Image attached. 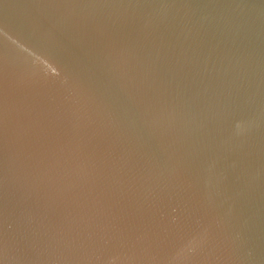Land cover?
Segmentation results:
<instances>
[{"label": "water", "instance_id": "obj_1", "mask_svg": "<svg viewBox=\"0 0 264 264\" xmlns=\"http://www.w3.org/2000/svg\"><path fill=\"white\" fill-rule=\"evenodd\" d=\"M0 264H264V0H0Z\"/></svg>", "mask_w": 264, "mask_h": 264}]
</instances>
